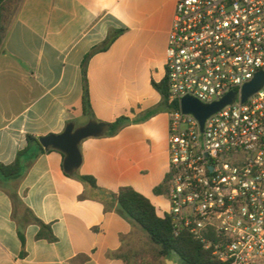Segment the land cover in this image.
<instances>
[{
    "label": "crops",
    "instance_id": "obj_1",
    "mask_svg": "<svg viewBox=\"0 0 264 264\" xmlns=\"http://www.w3.org/2000/svg\"><path fill=\"white\" fill-rule=\"evenodd\" d=\"M174 5L175 0H7L0 164L14 162L28 135H58L68 123L108 126L125 120L115 134L80 144L76 174L94 178L97 189L65 174L63 154L52 149L30 161L20 177L0 178V264L140 263L138 251L151 241L119 213L113 196L129 187L150 201L158 217L168 209L164 194L154 193L168 167V109L152 83L165 78ZM33 217L50 227L55 241L36 237Z\"/></svg>",
    "mask_w": 264,
    "mask_h": 264
},
{
    "label": "built area",
    "instance_id": "obj_2",
    "mask_svg": "<svg viewBox=\"0 0 264 264\" xmlns=\"http://www.w3.org/2000/svg\"><path fill=\"white\" fill-rule=\"evenodd\" d=\"M264 0H175L165 52L168 167L173 234L190 235L221 264H264ZM235 92L203 126L181 112Z\"/></svg>",
    "mask_w": 264,
    "mask_h": 264
},
{
    "label": "trees",
    "instance_id": "obj_3",
    "mask_svg": "<svg viewBox=\"0 0 264 264\" xmlns=\"http://www.w3.org/2000/svg\"><path fill=\"white\" fill-rule=\"evenodd\" d=\"M6 3L7 0H0V46L5 33V27L2 23L3 15L6 11ZM117 34L118 32L106 40L101 48L102 51L107 49L109 43L113 41ZM88 58L89 56L84 60L82 72L84 82L82 107L84 113H87L89 109L85 68ZM152 86L161 95L163 104L165 108L168 109V86L166 79L164 78L159 84L152 83ZM124 120V118H120L115 122L108 124L109 131L107 135L115 134L123 126ZM39 139L40 138L30 135L26 136V146L17 153L14 162L10 165L0 164V178L12 179L20 177L30 161L35 159L38 155L51 150H44L39 144ZM72 177L92 189H97L94 178L90 176L76 174ZM165 192L166 187L164 183L162 186L154 189V193L156 194L162 195L165 194ZM113 197L119 213L134 221L142 228V230L148 235L151 243L158 248L157 254L159 257L172 260L176 255L185 264H221L214 260L211 257L210 252L204 250L190 235L182 233L179 236H175L168 218L158 217L155 208L150 201L135 192L133 189L129 187L121 188ZM33 221L39 226L40 231L36 236L38 239L44 238L48 242L55 241L49 226L42 224L34 217ZM19 236L20 240L23 242L22 235L20 234Z\"/></svg>",
    "mask_w": 264,
    "mask_h": 264
},
{
    "label": "water",
    "instance_id": "obj_4",
    "mask_svg": "<svg viewBox=\"0 0 264 264\" xmlns=\"http://www.w3.org/2000/svg\"><path fill=\"white\" fill-rule=\"evenodd\" d=\"M264 85V71L258 72L254 78L246 83L241 89V101L245 102L248 97L258 91ZM236 99V93L230 92L219 101L203 105L193 98L185 97L181 100V112L195 117L201 126L205 120L223 107L232 104ZM108 132L105 123L94 120L88 121L85 125L75 127L68 123L64 131L58 135H49L39 139V144L44 150L52 149L63 154V170L68 176H74L80 168L82 158L80 144L88 138L102 137ZM166 264H185L174 256L172 261L167 260Z\"/></svg>",
    "mask_w": 264,
    "mask_h": 264
},
{
    "label": "rangeland",
    "instance_id": "obj_5",
    "mask_svg": "<svg viewBox=\"0 0 264 264\" xmlns=\"http://www.w3.org/2000/svg\"><path fill=\"white\" fill-rule=\"evenodd\" d=\"M157 250L158 248L151 243L143 244L141 250L138 251V259L140 260L138 264H166V261L169 259L159 257Z\"/></svg>",
    "mask_w": 264,
    "mask_h": 264
}]
</instances>
